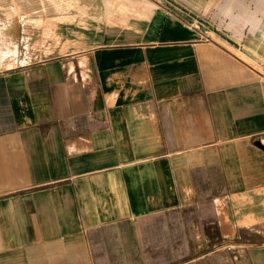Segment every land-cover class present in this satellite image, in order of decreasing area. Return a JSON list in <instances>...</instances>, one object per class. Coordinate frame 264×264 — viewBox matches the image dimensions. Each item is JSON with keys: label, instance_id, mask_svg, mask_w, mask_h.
<instances>
[{"label": "crops", "instance_id": "crops-1", "mask_svg": "<svg viewBox=\"0 0 264 264\" xmlns=\"http://www.w3.org/2000/svg\"><path fill=\"white\" fill-rule=\"evenodd\" d=\"M103 2L0 68V264H264V0Z\"/></svg>", "mask_w": 264, "mask_h": 264}, {"label": "rangeland", "instance_id": "rangeland-1", "mask_svg": "<svg viewBox=\"0 0 264 264\" xmlns=\"http://www.w3.org/2000/svg\"><path fill=\"white\" fill-rule=\"evenodd\" d=\"M9 1L13 4L12 6L17 7V10L8 11V15L3 12L2 15L4 16L3 21L8 20V17L10 18L11 23H9L8 31L11 40H0V68L16 66L21 62H34L45 58L47 54L55 55L56 45L61 43V40H56L55 37L57 32H59V28L76 29L77 26L71 25V23H76L73 21H81L85 15H100L105 9L103 0H67L70 2L67 10H59L53 14L43 16L22 11V8L25 9L31 5L30 0ZM88 1L91 4L90 7H87ZM0 2L4 3L5 0H0ZM39 6L43 7L42 4H39ZM24 19L27 21H22ZM2 27L3 25L0 21V29ZM66 38L68 39L63 41L65 44H67L66 42L70 37ZM256 58L260 63L264 64V57L262 58L261 55H258ZM259 231L264 232L263 225L260 226ZM207 250L210 249L204 247L194 248L191 254L198 255Z\"/></svg>", "mask_w": 264, "mask_h": 264}, {"label": "bare ground", "instance_id": "bare-ground-1", "mask_svg": "<svg viewBox=\"0 0 264 264\" xmlns=\"http://www.w3.org/2000/svg\"><path fill=\"white\" fill-rule=\"evenodd\" d=\"M28 1V0H26ZM31 1V5L28 6L27 8H22V11H26V12H32L35 14H39V15H47V14H53L56 11L59 10H67L69 7V3L67 0H30ZM39 4H42L43 7H40ZM13 4L9 1V0H5V2L1 3L0 2V21L2 22L3 20V12H5L6 14H8V11H16L17 7L15 8V6H12ZM15 5V4H14ZM26 6V5H25ZM123 8V7H122ZM126 11V10H125ZM135 12V11H134ZM120 13V12H119ZM16 14V13H15ZM125 14V13H123ZM18 15V14H17ZM7 17V16H6ZM19 17V15H18ZM21 17V16H20ZM22 18V17H21ZM38 19V18H36ZM35 19V21H36ZM62 19V18H60ZM115 19V18H114ZM112 20V19H110ZM22 21H27L26 19L22 20ZM33 21V20H32ZM117 21V20H116ZM7 22V21H6ZM4 22L2 23L3 27L0 29V32L2 34H0V36H4L5 33L9 34V22ZM37 22V21H36ZM39 22V21H38ZM113 22V21H112ZM6 35V34H5ZM7 37V36H6ZM3 40V38H1ZM11 40V39H10ZM7 44V43H6ZM1 52V51H0ZM2 57V56H1Z\"/></svg>", "mask_w": 264, "mask_h": 264}, {"label": "water", "instance_id": "water-1", "mask_svg": "<svg viewBox=\"0 0 264 264\" xmlns=\"http://www.w3.org/2000/svg\"><path fill=\"white\" fill-rule=\"evenodd\" d=\"M255 146L264 151V143L262 142V140L259 139L255 141Z\"/></svg>", "mask_w": 264, "mask_h": 264}]
</instances>
